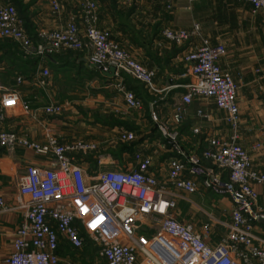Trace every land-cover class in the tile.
I'll return each instance as SVG.
<instances>
[{"label":"built area","instance_id":"1","mask_svg":"<svg viewBox=\"0 0 264 264\" xmlns=\"http://www.w3.org/2000/svg\"><path fill=\"white\" fill-rule=\"evenodd\" d=\"M172 8L171 0H161ZM194 1V0H190ZM253 12L264 17V0H240ZM51 11L61 12L60 0H48ZM98 3L88 0L79 16H74L60 29L40 30L37 38L25 26L18 9L11 3L0 6V38L15 42L26 57L45 61L63 51L88 48L89 63L101 65V71L115 68L120 78L116 88L123 94L131 110H143L144 100L127 87L124 74L157 92L156 72L138 62L109 33L99 27ZM199 30L166 29L163 36L178 45L189 42ZM227 53L224 44L204 40L185 56L191 81L183 85L182 106L175 108L173 121L182 120L184 105L196 98H211L225 113L231 126L230 139L210 137L208 146L197 155L186 156L176 148L177 156L168 167V183L163 184L152 171L150 157L137 155V166L105 168L98 161V170L86 169L82 155L97 150L95 143L75 141L64 144L51 130L45 141H33L4 127L9 110L19 105L29 111L30 105L16 90L0 85V159L3 150L23 147L52 160L49 168L28 165L20 179L19 191L29 197L25 221L15 232L13 252L6 264H60L59 249L67 242L78 250L85 239L99 246V257L107 264H264V209L254 211L259 196L255 185H264V171L254 167L250 154L239 140L240 107L238 85L234 76L225 71L220 60ZM51 70L43 65L38 84L49 86ZM19 84L24 82L17 78ZM48 114L63 111L60 104L45 108ZM153 120L158 118L152 114ZM168 135V127H161ZM169 137L175 138L170 133ZM136 140L132 131H122L121 143ZM205 162L212 166L207 167ZM223 171L227 179H222ZM170 185V186H169ZM201 187L228 196L234 203L226 235L216 245L208 243L193 224L182 222L176 215L182 196L196 194ZM0 196V208H5ZM146 220L158 226L152 236L142 233Z\"/></svg>","mask_w":264,"mask_h":264},{"label":"crops","instance_id":"2","mask_svg":"<svg viewBox=\"0 0 264 264\" xmlns=\"http://www.w3.org/2000/svg\"><path fill=\"white\" fill-rule=\"evenodd\" d=\"M16 1L25 6V26L35 38L40 30L66 26L72 17L80 15L86 2L60 0L61 12L57 15L52 13L48 0H0V6L13 2L16 4ZM171 1L172 9H167L161 0H96L99 5V27L138 62L156 72L154 85L157 92L133 78L135 85L127 82L130 89H135L144 100L145 106L140 111L131 110L125 105L123 94L116 88L120 78H104L100 69H93L84 61L89 54L88 48L72 52L69 57L56 55L42 61L26 57L15 42L0 38V75L9 62L14 65L12 68L17 65L26 67V74L18 76L24 82L19 84L16 80L18 89L15 90L30 105L29 111L23 110L20 105L9 110L4 127L33 141H45L46 133L51 130L64 144L79 140L95 143L96 151L81 156L84 167L92 172L99 169V160L104 164L100 169L132 168L137 166V155L141 158L150 157L153 161L152 171L161 183L167 184L168 167L170 160L177 156L176 148L186 156L197 155L208 146L210 137L227 140L233 135L231 126L225 121V113L217 108L211 98L199 97L190 105H184L182 120L177 124L173 121L175 108L183 105L182 86L191 81L185 56L204 40H209L212 44L221 43L227 48L220 65L234 76L238 85V142L250 154L254 167L264 171L263 15L253 12L246 3L240 7L233 6L237 0ZM139 6H142L141 11ZM137 21L144 22L141 29L139 25L138 28L130 26V23ZM195 26L199 30L189 42L182 45L163 36L166 29L194 30ZM7 40L16 44L21 55L2 46L1 41ZM43 65L50 70L57 67L62 80L78 77L80 83L76 92L69 96H57L51 80L47 88L41 87L38 79ZM124 78L128 81L131 77L124 74ZM88 87H94L96 92L91 94ZM54 103L63 106L61 114L46 112L45 108ZM153 113L157 121L153 120ZM163 126L168 127V135L161 131ZM126 130L136 134L134 142L119 141L120 132ZM170 133L175 134V138L169 137ZM28 165L49 168L52 160L23 147L3 150V158L0 159V196L6 205L0 208V264H6V258L13 252L14 234L25 221L27 209L23 206L29 204V197L20 194L19 183ZM205 165L212 166L209 162H205ZM221 173L222 179L226 180L227 172ZM255 190L259 196L254 207V211H257L259 208L264 209V185H255ZM207 195L215 197L210 224L199 227L197 220L188 222L180 217L182 200ZM233 208L234 203L228 196L201 187L196 194L178 199L175 213L180 221L193 224L204 234L209 244L216 245L227 230L217 233L214 228L222 224L226 229ZM220 214L221 219L218 218ZM146 221L149 224L145 225L142 233L152 236L158 226L150 220ZM258 225L264 229L263 220ZM75 250L67 242H62L58 252L60 264H100L103 261L94 254L87 259L83 256L88 261L84 262L83 258L74 254Z\"/></svg>","mask_w":264,"mask_h":264},{"label":"rangeland","instance_id":"3","mask_svg":"<svg viewBox=\"0 0 264 264\" xmlns=\"http://www.w3.org/2000/svg\"><path fill=\"white\" fill-rule=\"evenodd\" d=\"M88 0H86L87 2ZM96 1V0H94ZM235 1V0H234ZM237 0L235 1V3H233V6L235 7H240L242 5V1ZM14 6H16L18 8V10L20 11V15L22 18L26 19V13H25V6H21V4L19 2L16 1L11 3ZM99 6V5H98ZM51 7V6H50ZM136 7V6H134ZM167 8V7H166ZM140 11L142 10V6H139ZM169 9V8H167ZM172 9V8H170ZM125 21V20H124ZM128 22V21H125ZM129 23V22H128ZM135 23V24H134ZM132 22L130 23V26L134 28H138V25L141 29V27L144 25L143 21H137V22ZM30 30H32L30 28ZM35 38V37H34ZM2 46L6 47L7 49L13 50L17 53H21L19 48L16 46V44H14L13 42L10 41H1ZM22 51V50H21ZM82 51V50H81ZM72 52H77V50L74 51H63L57 55H61V56H71ZM21 55V54H20ZM10 64H7L6 69L4 71V73L2 74V76L0 75V85L5 87L6 89L9 90H15L18 89L15 85H16V80L17 77L20 75H25L27 72L26 67L24 66H18L16 68H12V66H14L11 62H9ZM24 67V68H23ZM15 69V70H14ZM17 73V74H16ZM62 75L60 73V71L57 69V67H52L51 68V76L50 79L52 82H54V89L56 92L57 96H69L70 94H73L76 92V87L77 85L80 83L78 81L77 78H64L63 80L61 79ZM75 79V80H74ZM77 79V80H76ZM131 80L129 81V84L131 85H135V82H132V77L130 78ZM137 82V81H136ZM86 86H83V88H85ZM82 88V87H81ZM88 89L90 90L91 94H93V92L95 93V89L94 87H88ZM126 105V104H125ZM83 109H85L86 107H82ZM93 158V157H92ZM225 196V195H224ZM215 197H212V195H207L205 197H201V196H194L192 198H186V200H182L180 203V207H179V215L181 218H183L186 221H190L193 222L194 220H197L199 223L197 224L199 227L201 226H206L208 224H210L211 222V210L213 208V205L215 204L214 201ZM216 214V212H215ZM219 216V215H218ZM221 217L218 218H222V215L220 214ZM179 217V216H178ZM225 220V218L223 219ZM196 222V221H195ZM216 230V232H220V233H224L226 232L225 226L224 225H219L218 228H214V231ZM74 254H76L77 256H80V258H83L84 262H88L85 259L88 258V256L90 255H96L97 258L101 259L99 257V246L89 237H87L85 239V245L82 249L80 250H75ZM83 256H86L85 259ZM103 260V259H101ZM100 264H107L105 260L102 261V263Z\"/></svg>","mask_w":264,"mask_h":264},{"label":"water","instance_id":"4","mask_svg":"<svg viewBox=\"0 0 264 264\" xmlns=\"http://www.w3.org/2000/svg\"><path fill=\"white\" fill-rule=\"evenodd\" d=\"M84 61L86 63H88V65L91 67V68H98L101 70V65H96V64H93V63H89L87 59H84ZM102 76L104 78H114L115 77V68H111L108 72H104L102 71Z\"/></svg>","mask_w":264,"mask_h":264},{"label":"trees","instance_id":"5","mask_svg":"<svg viewBox=\"0 0 264 264\" xmlns=\"http://www.w3.org/2000/svg\"><path fill=\"white\" fill-rule=\"evenodd\" d=\"M36 38H37V37H36ZM52 58H53V57H52ZM93 69H94V68H93ZM93 69H92V70H93ZM100 72H101V71H100ZM130 80H131V79H128V81L126 80V84H127V87H128V88H130V87L128 86V83H129ZM135 81H136V80H135ZM127 82H128V83H127ZM134 90H135V89H134ZM135 91H136V90H135Z\"/></svg>","mask_w":264,"mask_h":264}]
</instances>
